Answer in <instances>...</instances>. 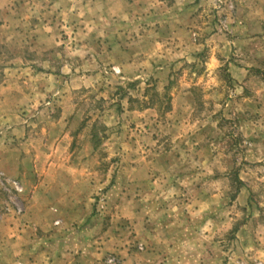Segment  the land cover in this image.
Instances as JSON below:
<instances>
[{"label":"rangeland","instance_id":"374dc122","mask_svg":"<svg viewBox=\"0 0 264 264\" xmlns=\"http://www.w3.org/2000/svg\"><path fill=\"white\" fill-rule=\"evenodd\" d=\"M34 1L29 5L34 11L25 15L38 18L36 23L49 22L42 32L54 35V50L60 56L51 69L64 88L68 82L69 89H58L66 91L61 96L64 98H47L44 114L37 122L31 119L34 121L25 128L27 132L37 131L51 122L52 116H60L63 109L76 116L66 126L71 128L72 138L69 160L82 161L85 166L71 170H83L87 181H91L86 188H92L97 224L111 228V234L122 243L113 248L118 252H105L103 263L121 264L124 258L120 252L130 261L143 259L150 251L161 255L165 250V255H173L174 234L184 224L194 225V233L187 232L186 236L192 233L195 241H201L203 245L199 244L197 252L212 255L214 264H220L221 257L241 251L236 246L240 238L259 237L253 231L257 228L249 231L244 227L264 225V0ZM82 2L150 3L147 10L151 13L155 3H212L210 15L217 38L211 42L212 47L196 54L194 63L185 62L180 69L171 70L160 92L153 74L133 73L126 78L117 70L114 55L105 50L99 59L92 54L69 56L74 64L80 62L76 67L80 70L60 74L66 58L61 56L66 50L74 53L78 42L88 49L87 40L73 38L78 33L77 25L65 22L67 16L81 14L76 3ZM65 3H74L70 4L73 11L68 12ZM116 6L118 11L102 7V27L109 28L120 14L125 18V8ZM85 13L91 21L82 29L100 31L93 29V8L87 6ZM32 25L29 20L24 29ZM108 30L104 29L103 35ZM24 40L22 37L17 42L25 45ZM210 64L211 71L204 74ZM189 70L196 76L189 77ZM191 79H207L209 84L187 89L185 82ZM185 92H189L186 100H174L182 95L171 96ZM174 107L182 113L192 110L189 120L178 122L172 118ZM144 131L151 136L144 135ZM19 196L0 188L2 211L21 213ZM126 206L136 213L137 233L124 216ZM143 225L151 231L143 232ZM241 228L245 230L242 234L237 231Z\"/></svg>","mask_w":264,"mask_h":264},{"label":"crops","instance_id":"0c3cea01","mask_svg":"<svg viewBox=\"0 0 264 264\" xmlns=\"http://www.w3.org/2000/svg\"><path fill=\"white\" fill-rule=\"evenodd\" d=\"M33 3L36 1L0 0V169L18 180L24 188L20 195L21 213L6 214L0 204L3 213L0 222V264H104L102 258L105 252H118L113 248L122 243L111 234V228H104L101 223L98 226L92 188H86L91 181H87L83 170H71L85 166L82 161L69 160L72 138L71 128L66 126L69 121L74 122L76 116L73 111L69 113L63 109L61 115L52 116L45 127L30 132L25 128L44 114L47 98L61 97L66 92L63 90L69 89L68 82L64 88L63 81L55 78L57 76L51 69L60 56L54 50V35L42 32L49 22L39 20L36 23L38 18L25 15L33 10L29 7ZM65 4L68 12L73 11L74 3ZM155 4L156 9L151 13L147 10L150 3H76L81 14L71 16L73 19L67 16L65 22L77 25L78 33L73 34V38L87 40L88 49L78 42L74 53L66 50L61 56L66 58L59 73L77 72L75 69L80 68H76L80 62L74 64L69 56L92 54L99 59L105 50L114 55L113 62L124 77L130 78L133 73L143 76L153 74L157 91L165 89L171 70L180 69L185 62L194 63L196 54L208 46L212 47L211 42L217 35H214V21L210 15L212 3ZM116 5L125 8V18L120 14L114 22L111 21L109 28L102 27V7L105 11H118ZM87 6L93 8V29L100 31L82 29L86 22L91 21L87 20L91 17L85 13ZM29 20L33 28L24 29ZM121 20H125V24ZM104 29H109L105 35ZM22 37L25 45L17 42ZM43 44L47 46L43 47ZM206 66L204 74L210 72L213 65ZM192 67L195 65H190ZM192 70L187 71L189 77L196 76ZM42 71L45 74H41ZM82 84L86 85L84 79ZM208 84L207 79L185 82L187 89L207 87ZM179 93L171 94L182 95V98L175 96L174 100H186L189 94ZM142 99L147 100L145 97ZM180 110L174 107L170 112L172 118L180 120L178 122L188 121L192 110L191 113ZM49 116L47 114L46 117ZM143 133L151 136L146 131ZM260 148L257 146L256 149ZM126 208L127 215L124 216L137 233L140 230L134 224L136 213ZM185 225L181 229L179 226V231L174 234L173 255H165L167 251L164 249L169 246L163 247L161 255L150 251L143 259L131 258V261L120 252L124 258L121 264H214L212 255L197 252L196 248L199 244L202 247L203 243L193 239L194 225ZM142 228L143 232L151 231L147 225ZM244 228L249 231L257 228L253 231L259 233V237L240 238L236 246L243 251L236 252L234 256L221 257L220 264H264V225ZM237 231L242 234L245 230L241 228ZM187 232L192 233L186 236Z\"/></svg>","mask_w":264,"mask_h":264},{"label":"built area","instance_id":"2783aa9c","mask_svg":"<svg viewBox=\"0 0 264 264\" xmlns=\"http://www.w3.org/2000/svg\"><path fill=\"white\" fill-rule=\"evenodd\" d=\"M0 188L7 193H13L14 195H20L23 192V189L19 182L5 177L3 173L0 172ZM16 205V204H15ZM1 212H0V222H1Z\"/></svg>","mask_w":264,"mask_h":264}]
</instances>
